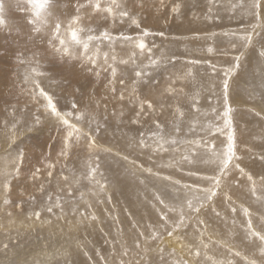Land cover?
Wrapping results in <instances>:
<instances>
[{
  "label": "snow or ice",
  "instance_id": "6c2138e0",
  "mask_svg": "<svg viewBox=\"0 0 264 264\" xmlns=\"http://www.w3.org/2000/svg\"><path fill=\"white\" fill-rule=\"evenodd\" d=\"M17 2L29 13L27 22L33 26V30L44 33L42 39H46L47 49L53 54L52 59L56 60L58 57L60 63L67 61L65 68L78 83L74 92L69 94L73 98L65 97L66 102L61 105V96L54 90L45 88L43 79L49 73L41 70L39 61L17 57L18 65L24 66L18 74L26 86L31 103L35 105V111L30 122L16 119L15 110L11 113L12 123L9 125L7 120L4 122V127L8 130V147L16 145L21 136L20 126L29 133L51 127L55 129L60 142L58 158L65 163L61 167L55 188L50 186V181L56 165L46 163L47 180L39 183L37 187L42 197L39 203L34 193L27 194L25 198L23 191L19 194L22 198L20 201L14 203L10 199L13 181L21 177L22 165L26 159L25 151H17L14 157L9 153V158L0 163V197L4 206L0 211H4L10 218L9 231L17 222L13 218V212L7 210L8 207L24 211L25 204L29 205V210L24 219L31 223L25 225L21 221L16 228L18 234L20 227L32 228L37 223L41 226L51 225L52 218L65 221L74 230L100 224L101 219L94 210L95 206L112 203V196L108 192L109 182L102 170V159L105 156H116L124 162L128 175L136 177L137 172H143L163 182L161 187L153 186L150 197L145 194V200L156 217L153 222L143 225L125 209L132 221L130 227L137 237L134 248L144 253L141 260L145 264H150L146 261L148 252L152 250L150 243H157L155 251L160 256L161 264H264V218L257 226L250 207L241 204L238 208L233 196L224 190L229 177L236 181V187L245 182L248 196L264 207V152L258 157L261 162L259 173L242 166L243 157L239 154L237 129L234 124L235 109L230 100L233 78L241 69L249 50L256 52L259 65L257 75L264 89V42L258 49L255 46V37L264 34V0H229L228 10L233 13L239 11L242 22L246 21V25L239 31L219 34L228 38V49L220 54H231V61L219 70L210 59L191 57L186 58L177 68L175 52L161 48L155 42H149L150 37L159 36L162 40H167V36L163 30H153L143 23L136 12L135 0H87L86 3H78L75 14L68 19H62L55 14L57 0ZM212 2L215 4V0ZM129 4L133 5L131 10ZM159 6L163 8L165 0H159ZM139 7L143 8L144 5L140 4ZM4 10L5 5L0 0V26L6 23L3 18ZM180 10L179 3L171 6V12L175 15H179ZM85 17L89 20L87 25L84 24ZM92 21H96L95 26H92ZM125 27L137 31L130 34L124 31ZM211 35L215 38L218 34ZM199 39V36L195 37V40ZM218 47L215 43L205 42L201 51L210 56L217 52ZM190 51L187 47L184 49L185 54ZM73 62H78L79 68ZM168 65L175 70L169 75L166 84L141 96L138 85L147 84L153 71L161 67L167 68ZM204 65L207 67L199 71L198 66ZM102 75L106 81L105 88L114 98L121 102L127 98V107L132 113L127 118L128 123L139 126L123 133L121 139L126 149L123 153L98 143L101 130L109 127L108 115L100 116L99 101L94 103L95 110H92L91 104L81 105L74 98L76 93L84 95ZM205 75L208 76L207 84L203 82ZM217 78L219 92L215 83ZM51 82L60 83L55 79ZM117 84L121 89L118 95ZM205 89L215 98V104L209 100L207 111L203 110L201 104ZM95 91V88L91 89L90 99ZM261 97L264 99V91L261 92ZM103 99L107 100L108 97ZM111 115L116 118L118 125L124 123L126 114L123 108L119 113L113 111ZM256 115L264 119V108ZM81 142L87 154L81 165L83 171L77 175L74 169L68 168L66 162ZM142 155L148 156L159 169L183 172L187 177L193 178L192 182H184L174 178L171 173L163 174L161 171H154L153 167H146L139 161V156ZM65 169L68 174H65ZM31 179L33 182L41 179L40 168L32 172ZM60 180L64 181L65 186H61ZM84 182L90 186L87 192L94 201L85 198V191L81 190ZM46 183L49 184L48 188ZM139 183L146 185L144 179H139ZM220 196L228 202L233 217L242 213L244 220L241 222V243L248 251H241L234 243L213 241L207 235L206 212L210 210L216 217H221V212L215 207L216 198ZM114 211L113 209L112 212ZM104 212L117 224L120 223L118 215L113 216L107 208ZM69 215L75 219L68 220ZM261 216L264 217V213ZM232 223L235 225L236 220L233 219ZM190 228L191 234L188 231ZM100 231L103 232L104 229L101 228ZM117 232L121 238H114L112 241L113 256L116 255V245L119 244V264H129L122 258L128 256L130 251L127 241L122 239L124 230L119 228ZM165 240L175 241L180 245V254L175 248L168 252V256L172 257L171 261L165 259ZM2 247L7 252L9 244L3 243ZM77 247L88 256L81 243L78 242ZM213 247L224 249L223 257L214 254ZM101 260L104 264H109L103 256ZM11 264L17 262L12 261Z\"/></svg>",
  "mask_w": 264,
  "mask_h": 264
},
{
  "label": "rangeland",
  "instance_id": "374dc122",
  "mask_svg": "<svg viewBox=\"0 0 264 264\" xmlns=\"http://www.w3.org/2000/svg\"><path fill=\"white\" fill-rule=\"evenodd\" d=\"M81 2L86 3L87 0H57L55 3V14L60 16L62 19H68L75 14L76 6ZM3 3L5 5L3 18L6 23L5 25L0 26V163H2L6 158H9V153H11V156L14 157L17 151H25L26 159L22 165L21 177L19 180L13 181L12 191L9 194L10 199L14 203L20 201L22 198L19 194L23 191L26 194L25 198L27 194L34 193L37 196L39 203L42 201V197L37 191V187L39 183L47 180V170L45 167L46 163L50 162L56 165L53 170L54 175L50 181V186L55 188V185L59 180L61 167L65 161L58 158L60 142L55 129L51 127H45L44 130L39 132L29 133L24 130L23 126H20V138L17 140L16 145H13L11 148L8 147V142L6 140V132L8 130L5 129L4 122L7 120L9 125L12 123L11 113L13 110L16 112V119L26 122L31 121L32 114L35 111V105L31 103L26 91V86L23 85L21 76L18 74V71H22L24 66L18 65L17 57L23 56L29 60L39 61L41 70L49 73V76L43 79V84L46 89L54 90L61 96V105L66 102L65 97H67V99L73 98L69 94L74 92L78 81L70 75L68 70H66L65 63H67V61H65V63H60L58 57L56 60L52 59L53 54L51 50L47 49L46 39H42L44 33H36L33 30V26L28 24L27 21L30 16L29 13L24 10V7L19 5L17 0H3ZM174 3H179L181 5L179 15H175L171 12V6ZM140 4H143L144 7L140 8ZM228 4L229 0H215V4L212 0H165V6L160 8L159 0H135L136 12L140 16L143 23L153 30H163L167 36V40H162L159 36L150 37L149 42H155V44L160 45L161 48H168L171 52H175L177 54V68L183 64L186 58L191 57L210 59L217 65L218 70L220 67L226 66L227 63L231 61V54L227 56L220 54L222 51L228 49V38L219 34L223 32L239 31L246 25V21L242 22L239 11L233 13L228 10ZM128 7L131 10L133 5L129 4ZM84 24H89L87 17L84 19ZM91 24L92 26H95L96 21H92ZM124 31L130 34H135L137 30L125 27ZM212 33H216L218 35L213 38L211 35ZM197 36L200 37L199 40H195V37ZM205 42H207V44L215 43L218 45L219 47L217 52L210 56L206 53L204 54V52L201 51V48L202 46H205ZM262 42H264V34L255 37V46L257 49ZM186 47L191 50L190 53L185 54L184 49ZM73 63H76V67L79 68L78 62ZM206 67L207 65L198 66V70L203 71ZM258 68L259 65L256 52L249 50L242 62L241 69L233 78L230 96V100L235 109L233 115L234 124L237 129V138L239 136L238 126L241 127L242 131L246 133L248 132L247 135L249 137L247 142H241L238 139L239 154L243 157L242 165L245 166L246 169L255 173H259L261 171V162L258 159V155L264 152V119L262 120L260 116L256 115V112H259V110L264 108V99L261 97V92L264 91V89H262L260 77L257 75ZM174 70L175 69L171 65H168L167 68L161 67L153 71L152 77L149 78V82L147 84L142 83L141 85H138L141 96L147 95L150 91H155L156 88H162L166 84L169 75ZM130 72L131 69H129V73ZM53 79L60 83H52L51 81ZM69 81H71L70 84ZM203 82L204 84L208 83L207 75H205ZM105 83L106 81L102 75L99 81H96L85 91L84 95L76 93L74 98L81 105L91 104L92 110H95L94 103L99 101L100 116L102 117L103 115H108L109 127L107 130H101V136L98 138V143L104 146H110L114 151H120L123 153L126 151L124 141L121 139L124 133L123 131L127 132L129 129H136L139 126L128 123L127 118L130 117L132 113L127 107V98L123 102L114 98L112 93L107 91L105 88ZM215 83L217 84V92H219V78L215 80ZM92 88H95L96 91L95 95L92 96V99H90V96L92 95ZM120 90V86L117 84V95ZM105 96L108 97L107 100L103 99ZM208 99L212 101V104H215V98H212L211 93L205 89L203 95L201 96V104L203 106V110L205 111L209 108ZM105 105L107 106L106 109ZM121 108L125 111L126 116L124 118V123L118 125L116 118L111 114L113 111L119 113ZM186 130L187 129L185 127V131ZM242 131H240V133H242ZM253 131H257L258 134L255 132L257 135H254L255 133ZM50 136L52 139H49ZM84 147L83 142H81V145L74 150L73 154L66 162L68 168L74 169L77 172V175L83 171L81 165L84 163L87 154V150L86 148L84 149ZM156 159L159 160L158 157ZM58 160L59 162H57ZM139 161L144 163L146 167H153L154 171L158 170L163 174L171 173L176 179L183 178L182 180L184 182H192L193 178L187 177L183 172H176L174 169H159L157 166L152 164V161L148 156H139ZM36 168L41 169V179L33 182L31 174ZM102 170L105 172L109 182L108 192L112 196V203L95 206L94 210L97 215L100 216L101 214L103 216L100 217V225H93V227L87 228L90 230V233L89 231H80V233L79 231L74 230L72 225L65 223V221H58L55 218H52L53 222L51 225L41 226L37 223L32 228L20 227L18 234L16 228L19 227L21 221H24L25 225L31 223L30 221H26L24 219L26 212L29 210V205H24V211L9 206L7 210L13 212V218L17 223L12 226V230L9 231L8 221L10 218L7 217L4 211H0V264H11L12 261H16L17 264H22V262L25 261L27 264H47L43 256H47L48 254L52 257L49 264H104V261L101 260V256L103 255H105L103 257L108 260L109 264H119L121 259V248L120 245L117 244V255L113 256L112 241L114 238L120 239L121 237L115 234L116 230H113L110 236L100 232L101 228H103L104 231H107L110 226H114L115 222L113 219L109 218V216L104 212V209L107 208L110 212L114 209L115 213L112 212L113 216L118 215L119 219H122V221H124L125 218L127 221H130L129 218L127 219V212L120 209L123 206L135 204L140 206L141 209L143 208L145 214L144 216H148L149 213L153 212L150 205L145 200V194L150 197L153 186L161 187L163 182H158L159 180L156 177H150L143 172L142 174L137 172L136 177H130V175L125 172L124 162L116 156L103 157ZM65 174H68L66 169ZM139 179H144L146 181V185H141L139 183ZM228 180L230 181L226 182L224 190L229 191V193L233 196V199L236 201V205L240 206L241 204H245L244 206L250 207L254 223L259 226L262 219L261 213H264V207L262 208L261 204L257 201L255 202L254 199L251 200L252 198L248 196V188L245 182H241L240 186L236 187V181H234L232 177H229ZM236 180H239V177H236ZM59 182L61 186H65L64 181L60 180ZM45 186L48 188L49 184L46 183ZM88 187L90 186H87L86 182H84L81 187V190L85 191L86 199L91 198L87 192ZM234 189L235 193L233 192ZM242 192H245L246 194L243 195ZM238 194H240L242 198L240 195L238 196ZM239 197L242 200L239 199ZM222 198L223 196H220L218 197L217 202L215 201L217 203L215 205L218 206L217 211L221 212V217H216L210 210L206 212L205 219L208 223L209 235H211L213 241L219 243H234L238 249H242L241 251H248V249H246L241 243V238L243 236V226L241 220H244V217L239 214L238 216L233 217L230 212V208L226 209V207H229L228 202L222 200ZM91 199L94 201V198ZM244 200L247 202L244 203ZM3 207L2 197H0V208ZM145 207L149 208V210ZM124 213L126 215H124ZM46 217L47 214L45 213L44 218ZM69 218L71 220L75 219L71 217V215L67 217L68 220H70ZM233 219L236 220L235 226L232 223ZM143 221L146 222L147 219L144 218ZM151 221L149 223H151ZM102 224L103 226L101 227ZM219 230L220 232L218 233ZM188 231L189 234H191L192 229L190 228ZM98 232H100L101 235ZM105 236H107V238ZM189 239H191V235L189 236ZM55 241H59L58 243L60 245L62 243L63 244L60 246ZM78 242L84 246L83 250L87 251L88 256H85L80 248L77 247ZM3 243L9 244L7 252H5L2 247ZM141 243L143 246L142 241ZM65 245L68 246V249L66 250ZM156 247L157 243L156 245H153L152 243L150 246L152 250L147 254L146 261L150 262V264H161L160 256L154 249ZM163 247L165 248V259L171 261V257L168 256V252L170 251H166L165 242L163 243ZM223 250L224 249L219 250L217 247L212 248V252L218 257H223ZM130 252H134L137 256L129 254L126 256L127 258L122 257L126 262H129V264H137L139 261L140 264H145V261L141 260L144 253L140 249H130L129 253ZM43 253H46V255ZM97 253H99V255H97ZM108 256H110V258ZM88 257H91V259Z\"/></svg>",
  "mask_w": 264,
  "mask_h": 264
},
{
  "label": "bare ground",
  "instance_id": "6f19581e",
  "mask_svg": "<svg viewBox=\"0 0 264 264\" xmlns=\"http://www.w3.org/2000/svg\"><path fill=\"white\" fill-rule=\"evenodd\" d=\"M205 10V9H204ZM197 14V13H196ZM167 15V14H166ZM186 18V17H185ZM193 22V21H192ZM171 26V25H170ZM210 29V28H209ZM183 34V33H182ZM176 45V44H175ZM193 54V53H192ZM205 54V53H204ZM251 58V57H250ZM49 65V64H48ZM77 65V64H76ZM56 67V66H55ZM64 68V67H63ZM44 71V70H43ZM49 72V71H48ZM167 72H169V71H167ZM56 74V73H55ZM66 78V77H65ZM62 79V78H61ZM251 82V81H250ZM143 96V95H142ZM213 98V97H212ZM207 99V98H206ZM209 100V99H208ZM240 102V101H239ZM238 105V104H237ZM242 105V104H241ZM240 106V105H239ZM238 106V107H239ZM243 107V106H242ZM258 108H260V107H258ZM242 110V109H241ZM253 110V109H252ZM239 111H240V109H239ZM258 111V110H257ZM260 111V110H259ZM244 112V111H243ZM257 113V112H256ZM245 114V113H244ZM251 114V113H250ZM247 116H248V114H247ZM244 118V117H243ZM263 120V119H262ZM249 121V120H248ZM259 121H260V119H259ZM244 122V121H243ZM263 122V121H262ZM244 124V123H243ZM252 124V123H251ZM263 124V123H262ZM261 125V124H260ZM237 126H238V121H237ZM242 126V125H241ZM121 127V126H120ZM114 128V127H113ZM117 128V127H116ZM249 128H251V127H249ZM248 128V129H249ZM263 128V127H262ZM262 128H259V129H262ZM244 129V128H243ZM253 129V128H252ZM125 130V129H124ZM127 130V129H126ZM238 130H239V136H238V139L241 141V142H247V140L249 139V137H248V135H247V133L246 132H244V131H242L241 130V127L240 126H238ZM250 130V129H249ZM256 130V129H255ZM240 131H242V133H240ZM123 132H125V131H123ZM254 132V131H253ZM255 132H257V131H255ZM254 132V133H255ZM264 133V132H263ZM241 134V135H240ZM253 134V133H252ZM257 134H258V132H257ZM256 133L254 134V135H257ZM120 135V134H119ZM251 136V135H250ZM260 136H262V135H260ZM254 138V137H253ZM254 140H256V139H254ZM122 142V141H121ZM84 149H85V147H84ZM124 150V149H123ZM252 150V149H251ZM250 150V151H251ZM247 153V152H246ZM255 154V153H254ZM248 156V155H247ZM251 156H254V155H251ZM259 156V155H258ZM255 158V157H254ZM82 160V159H81ZM243 166V165H242ZM138 173H141L142 174V172H138ZM234 175V174H233ZM122 177V176H121ZM131 177V176H130ZM150 177H154V176H150ZM123 178V177H122ZM127 179V178H126ZM183 179V178H182ZM156 181H158L157 179H155ZM155 181V182H156ZM230 180H228V182H229ZM132 182V181H131ZM158 182H160V181H158ZM234 187V186H233ZM242 187V186H241ZM140 188V187H139ZM143 188V187H142ZM147 188H148V186H147ZM229 188V187H228ZM231 188V187H230ZM242 189V188H241ZM130 190V189H129ZM232 190V189H231ZM235 191V189L233 190V192ZM238 191V190H237ZM120 192V191H119ZM229 192V191H228ZM235 193V192H234ZM238 193V192H237ZM240 193H241V191H240ZM243 193V195H245L246 193L245 192H242ZM240 194H238V196H239ZM142 196V195H141ZM143 197V196H142ZM235 197V196H234ZM240 197H241V195H240ZM239 197V199H241ZM236 198V197H235ZM141 199V198H140ZM238 199V198H237ZM245 199V198H244ZM217 200H218V198L216 199V202H217ZM222 200H223V198H222ZM242 200V199H241ZM240 200V201H241ZM246 200V199H245ZM244 200V203L245 202H247V201H245ZM250 200V199H249ZM251 200H253V199H251ZM239 201V200H238ZM255 201V200H254ZM215 202V204H217ZM225 202V201H224ZM243 202V201H242ZM241 202V203H242ZM251 202V201H250ZM256 202V201H255ZM240 203V204H241ZM224 204V203H223ZM227 204V203H226ZM239 204V203H238ZM253 204V203H252ZM257 204V203H256ZM146 205V204H145ZM222 205V204H221ZM225 205V204H224ZM245 205V204H244ZM223 206V205H222ZM222 206H220L221 208H222ZM215 207H216V209H218V206H216L215 205ZM225 207H226V205H225ZM237 207L239 208V206L237 205ZM258 207V206H257ZM145 208H147V207H145ZM229 209L230 208V206L229 207H226V209ZM263 208V207H262ZM125 209H127L129 212H131L132 214H133V218L136 220V221H140L141 222V224H143V225H146V224H148L151 220V222H153L155 219H156V217H155V215H154V213H149L148 214V216H144L145 214H144V210H143V208L141 209L140 208V206H138V205H132V204H130V205H128V206H123V207H121V209L120 210H122V211H124L125 212ZM148 210H149V208H147ZM146 209V210H147ZM220 209V208H219ZM222 209H224V208H222ZM257 209H259V208H257ZM256 210V209H255ZM153 212V211H152ZM115 213V212H114ZM148 213V212H147ZM151 214V215H150ZM124 215H126L125 213H124ZM239 215H241L242 216V213L240 214L239 213ZM102 215L100 214V217H101ZM128 216V215H127ZM151 216V217H150ZM238 216V215H237ZM103 217V216H102ZM240 217V216H239ZM144 218H146L147 219V221L145 222V221H143V219ZM263 218V217H262ZM70 219V218H69ZM127 219H128V217H127ZM242 219V218H241ZM71 220V219H70ZM120 220V223L119 224H117L116 222H114V226H110V228H108L107 229V231H103V234H105V235H107V236H110L111 235V233L113 232V230H116V235L118 236V232H117V230L119 229V228H123V230H124V235H123V237H122V239L123 240H126L127 241V246L130 248V249H135L134 248V241L136 240V233L134 232V230H132V228L130 227V222H132L131 220L130 221H127L126 220V218L124 219V221H122V219H119ZM260 220V219H259ZM241 221H243V220H241ZM146 223V224H145ZM98 225H100V224H98ZM105 225V224H104ZM103 226V224L101 225V227ZM235 226V225H234ZM58 228V227H57ZM115 228H117V229H115ZM235 229H237V228H235ZM98 230V229H97ZM241 230V229H240ZM243 230V229H242ZM71 231V230H70ZM69 231V232H70ZM74 231V230H73ZM72 231V232H73ZM76 231H86V232H88L89 231V233H90V230L89 229H84V228H80L79 230H76ZM68 232V233H69ZM92 232V231H91ZM97 232V231H96ZM101 232V231H100ZM100 232H98V233H100ZM220 232V230L218 231V233ZM241 232V231H240ZM81 233V232H80ZM212 233V232H211ZM222 233V232H221ZM59 234H60V232H59ZM72 234V233H71ZM83 234V233H82ZM93 234V233H92ZM102 234V235H103ZM210 233L208 232L207 233V235L208 236H211V235H209ZM213 234V233H212ZM54 235V234H53ZM58 235V234H57ZM77 235H80V234H77ZM100 235H101V233H100ZM219 235V234H218ZM107 236H105L106 238H107ZM242 236V235H241ZM54 238V237H53ZM64 238V237H63ZM55 239V238H54ZM59 239V238H58ZM230 239V238H229ZM56 240V239H55ZM59 240H61V239H59ZM214 240H215V238H214ZM217 240V239H216ZM219 240V239H218ZM54 241V240H53ZM62 241V240H61ZM63 241H65V240H63ZM77 241H79V240H77ZM56 243H58L59 241H55ZM143 242V241H142ZM165 243H166V251H171L173 248H175L176 249V251H177V253L178 254H180V251H181V249H180V245L178 244V243H176L175 241H172V242H169V241H164ZM221 242V241H220ZM66 243H67V241H66ZM63 244V243H62ZM61 244V245H62ZM151 244L152 243H150L149 244V247L151 246ZM240 244V243H239ZM58 245H60L59 243H58ZM60 245V246H61ZM153 245H156V243H153ZM238 245V244H237ZM66 246V248H65V250L66 249H68V246L67 245H65ZM64 246V247H65ZM59 247V246H58ZM63 247V248H64ZM153 247V246H152ZM240 248V247H239ZM52 249V248H51ZM155 249V248H154ZM222 249V248H221ZM220 248H219V250H221ZM64 250V249H63ZM137 250V249H136ZM242 250V249H241ZM224 251V250H223ZM44 254V253H43ZM129 254H133L134 256H137L134 252H130ZM139 254V253H138ZM44 255H46V253L44 254ZM49 255V254H48ZM43 256V258H44V260H45V262H47V264H49V262H51V260H52V257H50V255L49 256ZM103 255V254H102ZM117 255V254H116ZM103 256H105V255H103ZM119 256V255H118ZM109 258H110V256H108ZM127 258V257H126ZM130 259V258H129ZM171 259H172V257H171ZM103 261V260H102ZM113 261V260H112ZM135 261V260H134ZM136 262V261H135ZM111 263V262H110ZM46 264V263H45Z\"/></svg>",
  "mask_w": 264,
  "mask_h": 264
}]
</instances>
